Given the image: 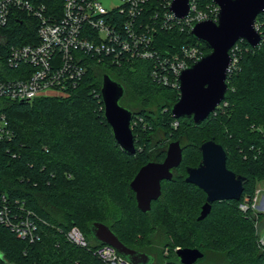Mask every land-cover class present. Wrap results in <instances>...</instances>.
Returning a JSON list of instances; mask_svg holds the SVG:
<instances>
[{
  "label": "trees",
  "instance_id": "1",
  "mask_svg": "<svg viewBox=\"0 0 264 264\" xmlns=\"http://www.w3.org/2000/svg\"><path fill=\"white\" fill-rule=\"evenodd\" d=\"M33 2L62 15L64 0ZM211 2L202 0L200 6ZM256 21L264 36V12ZM38 24L33 15L14 10L1 30L8 37L4 57L11 45L37 42ZM188 44L211 52L189 28L160 29L155 37L161 52ZM233 49L238 63L228 75L227 97L199 124L173 116L180 90L153 81L149 61L116 66L88 57L84 78L68 96L33 102L0 99V111L14 130L12 140L0 143V194L25 201L44 221L42 239L35 243L0 224V252L6 259L14 264H105L93 253L103 244L92 233V224L103 222L127 246L148 253L153 264H181L176 247L200 248L205 255L195 264H264L257 228L264 211L240 207L253 202L256 183L264 180V40L256 48L239 40ZM3 74L16 77L18 71L3 66ZM105 74L125 87L122 104L134 112L135 155L121 148L105 118ZM129 94L140 102L138 108L125 103ZM178 139L183 162L172 180L162 182L161 198L143 212L131 182L149 161H163L169 142ZM210 139L224 146L228 168L247 180L240 200L216 201L199 220L207 194L186 181L187 167L201 162H193L188 153L196 151L200 160V146ZM73 226L89 238L90 249L66 239ZM167 247L172 249L169 257L164 255Z\"/></svg>",
  "mask_w": 264,
  "mask_h": 264
},
{
  "label": "built area",
  "instance_id": "2",
  "mask_svg": "<svg viewBox=\"0 0 264 264\" xmlns=\"http://www.w3.org/2000/svg\"><path fill=\"white\" fill-rule=\"evenodd\" d=\"M201 1L190 0L189 14L179 18L172 10L174 0H121L110 9L102 0H64L60 17L33 0H0V99L33 102L43 96H68L84 78L88 57L116 66L149 61L153 81L180 90V74L199 60L204 51L188 44L161 52L156 48L155 37L160 29L189 28L191 32L198 22H217L220 6L212 0L201 7ZM14 10L38 19V41L11 45L4 57L2 49L7 46L8 37L1 30L9 23ZM255 27L263 41L257 21ZM233 48L230 52L235 51ZM231 57L228 75L238 63L236 54ZM3 66L17 70L18 75L6 77ZM47 91L56 94L44 95ZM13 136L10 121L0 111V143L12 140ZM257 200L258 191L251 204L247 200L240 207L244 211L249 207L257 211ZM40 222L44 221L25 201L0 194V224L19 239L29 243L40 241ZM66 239L77 246L91 248L87 236L77 226L67 231ZM259 244L264 246L262 236ZM93 253L105 264H134L107 244L96 246ZM0 264L14 263L0 252Z\"/></svg>",
  "mask_w": 264,
  "mask_h": 264
},
{
  "label": "water",
  "instance_id": "3",
  "mask_svg": "<svg viewBox=\"0 0 264 264\" xmlns=\"http://www.w3.org/2000/svg\"><path fill=\"white\" fill-rule=\"evenodd\" d=\"M214 1L220 6L219 20L198 22L191 31L211 52L203 54L182 71L179 77L180 98L171 109L174 117L192 118L197 124L214 113L227 97L228 70L232 64L230 50L239 40H246L254 48L259 47L262 41L255 23L257 16L264 12V0ZM172 10L177 17H186L190 12V0H174ZM101 95L104 115L112 127L115 140L125 152L135 155L137 148L132 127L134 112L122 104L125 87L111 75L105 74ZM183 150L181 140L170 141L165 159L149 161L132 180L131 188L143 212L150 211L153 202L161 198L162 182L173 179V170L183 162ZM200 150L202 160L198 166L187 167L186 181L197 185L207 194L198 217L202 220L210 214L214 202L240 200L247 177L228 168L227 152L215 139L203 142ZM92 233L98 242L113 246L134 264H153L148 253L127 246L107 224L94 222ZM176 253L181 264H195L205 255L197 247H178Z\"/></svg>",
  "mask_w": 264,
  "mask_h": 264
},
{
  "label": "rangeland",
  "instance_id": "4",
  "mask_svg": "<svg viewBox=\"0 0 264 264\" xmlns=\"http://www.w3.org/2000/svg\"><path fill=\"white\" fill-rule=\"evenodd\" d=\"M103 2V5L106 7V8H112V7H115L117 5H119L121 3V0H102ZM56 92L55 91H47L44 93V95H55ZM127 104H129L131 107L133 108H138L139 107V101L137 102L135 99H132L131 95L129 94L126 98V102ZM148 106V105H147ZM188 156H190L191 160H193V162H200L202 160V157L201 159L199 160V154L196 152V151H192L190 150L189 153H188ZM256 192L258 191V200H257V211H264V180H260V181H257L256 183ZM257 228H258V231L260 233V235L264 238V219L261 220L260 222H258L257 224ZM156 236V235H155ZM89 240V238H88ZM178 247L175 248V250L177 249ZM172 252V249L171 247H167L165 249V256L166 257H169V255L171 254ZM169 260V259H168ZM202 264V263H200Z\"/></svg>",
  "mask_w": 264,
  "mask_h": 264
},
{
  "label": "flooded vegetation",
  "instance_id": "5",
  "mask_svg": "<svg viewBox=\"0 0 264 264\" xmlns=\"http://www.w3.org/2000/svg\"><path fill=\"white\" fill-rule=\"evenodd\" d=\"M219 106H220V105H219ZM219 106H218V107H219Z\"/></svg>",
  "mask_w": 264,
  "mask_h": 264
}]
</instances>
